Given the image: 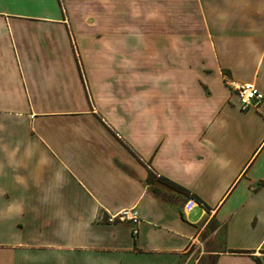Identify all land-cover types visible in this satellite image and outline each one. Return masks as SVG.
Instances as JSON below:
<instances>
[{
	"label": "crops",
	"instance_id": "0c3cea01",
	"mask_svg": "<svg viewBox=\"0 0 264 264\" xmlns=\"http://www.w3.org/2000/svg\"><path fill=\"white\" fill-rule=\"evenodd\" d=\"M197 4L202 37L151 33L143 74L123 23L0 0V264H264V98L232 85L264 96V0ZM127 209L137 235L106 223Z\"/></svg>",
	"mask_w": 264,
	"mask_h": 264
},
{
	"label": "rangeland",
	"instance_id": "374dc122",
	"mask_svg": "<svg viewBox=\"0 0 264 264\" xmlns=\"http://www.w3.org/2000/svg\"><path fill=\"white\" fill-rule=\"evenodd\" d=\"M62 4L71 6L73 12L71 15L75 16L78 20H88L94 22H104L107 17L109 21V35L116 30L117 24H122V29L125 38L129 37V44L127 41L123 45L109 46L110 52L121 51V49L133 48L135 53L140 54L141 64L140 69L144 74L149 71V68L154 63V52L156 51L158 61L163 62L165 58V50L163 46L155 47L156 50H151L149 44L150 34H172L173 36L183 35L187 36L190 41L194 38L202 37V24L201 16L198 12L197 0H61ZM102 6V7H101ZM108 7L105 13L104 9ZM180 25L176 27V25ZM94 26H97L96 24ZM99 31L100 29H95ZM117 30L121 31V26ZM152 34V36H155ZM132 36L138 37L135 42L131 39ZM195 43L197 42L194 39ZM194 43V44H195ZM119 48V49H118ZM190 53H195L202 45L188 46ZM140 52V53H139ZM165 53V54H164ZM161 54L160 58L158 57ZM158 69L164 66H159ZM202 249H206L205 246ZM200 246L191 248V261L199 260L198 264H211V260L205 255H201ZM200 256V258H199ZM190 261V262H191Z\"/></svg>",
	"mask_w": 264,
	"mask_h": 264
},
{
	"label": "built area",
	"instance_id": "2783aa9c",
	"mask_svg": "<svg viewBox=\"0 0 264 264\" xmlns=\"http://www.w3.org/2000/svg\"><path fill=\"white\" fill-rule=\"evenodd\" d=\"M233 89L236 91L241 109L245 110L254 104L260 102L264 96L263 94L257 90V88L251 83H243V84H233ZM199 200L190 197L184 203V210L189 212L191 211L197 204H199ZM117 222H129L133 225L132 233L137 235L138 233V225L140 223V219L138 217L137 212L134 209L122 210L121 212L113 215H108L106 218L107 224H115Z\"/></svg>",
	"mask_w": 264,
	"mask_h": 264
},
{
	"label": "trees",
	"instance_id": "16d2710c",
	"mask_svg": "<svg viewBox=\"0 0 264 264\" xmlns=\"http://www.w3.org/2000/svg\"><path fill=\"white\" fill-rule=\"evenodd\" d=\"M176 187V186H175ZM176 188H178L179 190H181V188H179V187H176ZM195 198V197H194ZM196 199H198V198H196Z\"/></svg>",
	"mask_w": 264,
	"mask_h": 264
},
{
	"label": "bare ground",
	"instance_id": "6f19581e",
	"mask_svg": "<svg viewBox=\"0 0 264 264\" xmlns=\"http://www.w3.org/2000/svg\"><path fill=\"white\" fill-rule=\"evenodd\" d=\"M233 85V84H232Z\"/></svg>",
	"mask_w": 264,
	"mask_h": 264
}]
</instances>
